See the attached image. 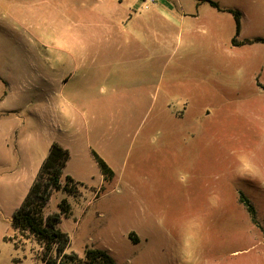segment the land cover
<instances>
[{
    "label": "rangeland",
    "instance_id": "obj_1",
    "mask_svg": "<svg viewBox=\"0 0 264 264\" xmlns=\"http://www.w3.org/2000/svg\"><path fill=\"white\" fill-rule=\"evenodd\" d=\"M96 6L0 0L1 148L15 160L49 132L95 124V143L113 165L112 179L88 180L101 187L88 192L85 211L62 220L68 251L83 258L87 246L104 249L117 264H264V44L244 60L217 41L191 48L188 36L164 66L152 25L153 62L136 74L150 70L149 96L139 98L127 61L148 51L128 48L136 35L102 27L108 20ZM66 196L54 192L47 209ZM10 221L0 206V264H43L33 238L16 245Z\"/></svg>",
    "mask_w": 264,
    "mask_h": 264
},
{
    "label": "crops",
    "instance_id": "obj_2",
    "mask_svg": "<svg viewBox=\"0 0 264 264\" xmlns=\"http://www.w3.org/2000/svg\"><path fill=\"white\" fill-rule=\"evenodd\" d=\"M245 1L244 7H236L225 2L214 1L219 3L221 8L231 9L240 13L239 35H236L234 15L228 11H220L212 7L207 0H154L153 4H149L147 10L143 0H96L95 14L101 19L108 20V23H101L102 27L109 28L111 26V29H119V35L123 31H127L129 35L138 37V41L135 40L136 42L128 45V48H133L134 50L142 48V51H148L147 54L144 52L142 60L133 58L127 61V65L132 67V70H130L132 74L126 77L129 87L132 86V92L137 93L135 96L145 98L149 96V91L146 89L149 86V77L147 76H149L150 70L146 71V75L144 74L143 77H139L140 75L136 74L141 71L145 73L142 68L146 67L149 69L153 62L149 53V46L145 45L146 36L147 34L149 35L152 25L155 26L156 34H160L156 59H158L157 62L160 61L164 66L168 64L167 56L170 52H173L176 47L183 45L184 38L188 36L191 38V43L189 44L191 48H197L200 43L208 47L209 44L217 41L221 48H227L229 45L231 48L238 49L244 60L254 59L258 45L264 43L254 42L245 45H242V43L258 38L264 40V34L258 32V29L264 24V0ZM51 4H54V1ZM150 5L152 8H150ZM234 38L237 39L238 45L233 44ZM60 82L64 85L68 83L66 80ZM115 82L112 83L118 87L117 83L119 80L116 79ZM257 84L261 86L259 82ZM167 89V84L165 83L166 92ZM166 109L168 110L163 109V112L171 111V107ZM12 128V126L9 127V130ZM98 132L99 130L95 124L87 128L83 127L82 123L76 124L74 131L71 133L61 128L54 130L46 134L47 136L43 141L31 145L25 156L20 155L15 160L7 156L5 148H1L4 141L0 138L1 210L5 214L10 215L12 221L13 215L20 208L34 184L52 144L57 143L70 152V160L63 170L61 184L63 185L64 181L70 178L82 187L79 197L67 194L66 197L61 198V202L66 200L70 207L68 216L63 218V220L73 217L74 213L85 211L82 208L83 202L91 191L99 190L104 182L103 173L94 159V153L100 158L102 157V159L105 158L95 143ZM87 135L90 136L89 140L86 138ZM91 139L94 140V143ZM106 163L109 164L108 166L112 168L114 173L111 161L106 159ZM98 175L99 183H101L98 186L88 181ZM61 192L64 191L61 190L55 193ZM59 205L56 212H51L46 207L45 214L50 215L59 212ZM61 230L67 234L63 224ZM28 241L31 243V240L28 239Z\"/></svg>",
    "mask_w": 264,
    "mask_h": 264
},
{
    "label": "trees",
    "instance_id": "obj_3",
    "mask_svg": "<svg viewBox=\"0 0 264 264\" xmlns=\"http://www.w3.org/2000/svg\"><path fill=\"white\" fill-rule=\"evenodd\" d=\"M210 5L220 11L232 13L236 20V35L240 33V13L231 9L221 8L219 3L207 0ZM254 42H263V39L243 42L242 45ZM233 44L238 45L237 39H233ZM94 159L100 167L106 180L113 177V171L108 164L94 153ZM70 160V152L57 143L52 144L50 152L44 161L40 172L32 185L29 193L23 201L20 208L13 215L11 221V231L16 245L22 244L18 237H31L41 247L42 251L38 260L43 264H117L104 249L86 247L84 257L81 258L75 252H69L71 239L64 233L60 224L63 218L67 217L70 207L66 200L59 205V212L50 215L45 214L51 196L54 192L64 191L68 195L77 196L79 194L76 188H70L69 184L62 186L61 177L63 170ZM67 182L74 183L70 178ZM240 200L246 204L249 213L255 219L254 207L241 196ZM11 240L12 238H8Z\"/></svg>",
    "mask_w": 264,
    "mask_h": 264
},
{
    "label": "built area",
    "instance_id": "obj_4",
    "mask_svg": "<svg viewBox=\"0 0 264 264\" xmlns=\"http://www.w3.org/2000/svg\"><path fill=\"white\" fill-rule=\"evenodd\" d=\"M143 2L145 3V8L148 9L149 8V4H153L154 0H143Z\"/></svg>",
    "mask_w": 264,
    "mask_h": 264
}]
</instances>
